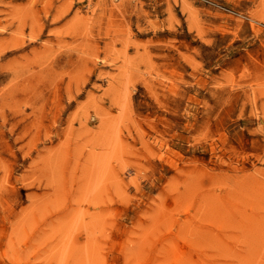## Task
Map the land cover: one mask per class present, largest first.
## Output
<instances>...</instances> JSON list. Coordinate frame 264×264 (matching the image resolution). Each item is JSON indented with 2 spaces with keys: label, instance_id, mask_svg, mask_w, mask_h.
<instances>
[{
  "label": "rangeland",
  "instance_id": "obj_1",
  "mask_svg": "<svg viewBox=\"0 0 264 264\" xmlns=\"http://www.w3.org/2000/svg\"><path fill=\"white\" fill-rule=\"evenodd\" d=\"M0 264H264V0H0Z\"/></svg>",
  "mask_w": 264,
  "mask_h": 264
},
{
  "label": "bare ground",
  "instance_id": "obj_2",
  "mask_svg": "<svg viewBox=\"0 0 264 264\" xmlns=\"http://www.w3.org/2000/svg\"><path fill=\"white\" fill-rule=\"evenodd\" d=\"M145 4V3H144ZM215 232V231H214ZM189 235V234H188ZM249 251V250H248ZM249 253V252H248ZM250 254V253H249ZM176 255V254H175ZM238 261H239V259H238Z\"/></svg>",
  "mask_w": 264,
  "mask_h": 264
}]
</instances>
